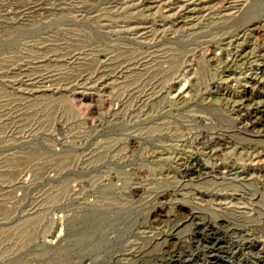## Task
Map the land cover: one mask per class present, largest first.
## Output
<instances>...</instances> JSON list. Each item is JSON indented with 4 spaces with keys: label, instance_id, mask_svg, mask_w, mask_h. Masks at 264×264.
<instances>
[{
    "label": "rangeland",
    "instance_id": "rangeland-1",
    "mask_svg": "<svg viewBox=\"0 0 264 264\" xmlns=\"http://www.w3.org/2000/svg\"><path fill=\"white\" fill-rule=\"evenodd\" d=\"M0 264H264V0H0Z\"/></svg>",
    "mask_w": 264,
    "mask_h": 264
}]
</instances>
